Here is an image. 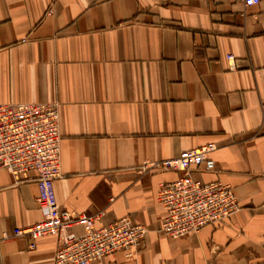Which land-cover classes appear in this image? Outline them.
Wrapping results in <instances>:
<instances>
[{
	"label": "crops",
	"instance_id": "0c3cea01",
	"mask_svg": "<svg viewBox=\"0 0 264 264\" xmlns=\"http://www.w3.org/2000/svg\"><path fill=\"white\" fill-rule=\"evenodd\" d=\"M51 101L59 206L148 228L133 258L92 264H264V0H0V103ZM208 144L215 169L192 174L231 185L240 210L160 232L161 184L183 173L153 163ZM38 192L0 170V264H53L55 236L14 234L43 219Z\"/></svg>",
	"mask_w": 264,
	"mask_h": 264
},
{
	"label": "built area",
	"instance_id": "2783aa9c",
	"mask_svg": "<svg viewBox=\"0 0 264 264\" xmlns=\"http://www.w3.org/2000/svg\"><path fill=\"white\" fill-rule=\"evenodd\" d=\"M246 7L260 0H242ZM230 59L233 56H228ZM60 102L0 103V170L10 172L17 183L34 181L43 219L31 226L16 228L15 235H27L33 242L55 236L58 246L53 264H92L117 252L133 258L148 232L146 225L125 216L96 226L104 212L78 213L60 207L54 183L62 177ZM215 144L184 151L180 156L154 162L167 170L182 171L174 181L161 184L158 199L166 215L160 232L180 237L220 223L240 210L231 185L196 179L193 166L215 169L210 152ZM82 226L78 234L71 230Z\"/></svg>",
	"mask_w": 264,
	"mask_h": 264
}]
</instances>
